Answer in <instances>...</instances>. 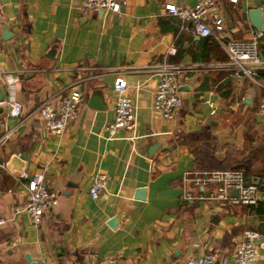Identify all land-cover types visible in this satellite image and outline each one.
Returning <instances> with one entry per match:
<instances>
[{
	"label": "crops",
	"instance_id": "0c3cea01",
	"mask_svg": "<svg viewBox=\"0 0 264 264\" xmlns=\"http://www.w3.org/2000/svg\"><path fill=\"white\" fill-rule=\"evenodd\" d=\"M78 2L0 0V26L9 34L0 33V70L17 78L21 105L18 116H9L0 103V123L10 130L0 144V264H185L205 252L210 264H230L244 229L258 234L253 264H264L263 202L181 197L184 170L264 167V117L255 111L264 74L254 81L228 70L185 71L176 77L180 104L165 119L151 104L157 64L227 58L220 42L179 30V18L162 7L195 0H123L117 11L85 14ZM260 2L212 0L207 19H222V38L245 40L255 30L247 12ZM116 75L125 81L134 126L109 134ZM0 85L4 97L3 79ZM70 88L81 99L52 134L37 106ZM97 171L109 177L91 198L86 188ZM37 172L56 203L33 228L12 207L23 203L25 182ZM252 180L262 184L264 174L253 172Z\"/></svg>",
	"mask_w": 264,
	"mask_h": 264
},
{
	"label": "built area",
	"instance_id": "2783aa9c",
	"mask_svg": "<svg viewBox=\"0 0 264 264\" xmlns=\"http://www.w3.org/2000/svg\"><path fill=\"white\" fill-rule=\"evenodd\" d=\"M123 0H79L77 10L81 14L88 11H117ZM212 0H195L192 6H179L171 2H164L162 7L170 15L179 18V30H190L196 35H211L223 45L227 58L224 61H203L184 64L180 62L163 60L155 68V80L152 90L151 104L163 118H170L180 104V95L177 88L176 77L190 70H228L236 76H245L256 80L255 73L264 68V58L259 54L257 41L262 31L254 30L248 39L222 38L219 34L222 19L218 16L207 19ZM0 79L5 84L6 94L0 99V103L8 104L7 115L18 116L20 114V102L14 97V89L17 87V78L0 70ZM113 119L106 124L109 134H113L117 128L132 132L134 121L132 103L126 94V84L120 75H116L112 81ZM81 99L80 92L70 88L66 93L51 95L40 102L37 113L44 128L52 133L59 134L75 113ZM212 106V101L207 102ZM257 115L264 117V96L259 97L256 109ZM212 109L210 110V113ZM0 129V144L8 138L10 130L3 126ZM134 134L127 138H134ZM108 175L103 171L95 172L86 188L87 194L95 198L104 188ZM236 190L232 194L230 190ZM257 183L253 180L245 182L239 168H225L215 170H184L181 175V197L185 200L206 199L217 200L228 204H251L258 201L256 195ZM56 203V192L49 188L41 173H32L25 182V197L20 206H13L12 212L23 210L30 225L37 228L40 217L48 208ZM2 219L0 218V223ZM258 234L250 229H244L241 238L234 245L230 264H253L257 257L256 247L252 242ZM212 255L205 252L196 256L185 264H210ZM32 264H43L34 261Z\"/></svg>",
	"mask_w": 264,
	"mask_h": 264
},
{
	"label": "water",
	"instance_id": "95a60500",
	"mask_svg": "<svg viewBox=\"0 0 264 264\" xmlns=\"http://www.w3.org/2000/svg\"><path fill=\"white\" fill-rule=\"evenodd\" d=\"M247 17H248V21L250 22V25L255 30L264 31V2L257 3V4H255V6H253V8L248 10ZM0 33H1V35L3 37H6V36L9 35L4 25L0 26ZM3 94H4V90H3L2 85H0V99L3 97ZM0 111H1V108H0ZM15 157L20 159L23 156L22 155H18V156H15ZM15 157H12L11 160H15L16 161L17 158H15ZM0 163H1V161H0ZM255 183H257V181H255ZM231 193L235 194L236 190H234V189L231 190ZM256 195L258 196V200L260 202L264 203V190H258L256 192ZM113 221L114 220L110 218L107 221V223L110 226H112Z\"/></svg>",
	"mask_w": 264,
	"mask_h": 264
},
{
	"label": "trees",
	"instance_id": "16d2710c",
	"mask_svg": "<svg viewBox=\"0 0 264 264\" xmlns=\"http://www.w3.org/2000/svg\"><path fill=\"white\" fill-rule=\"evenodd\" d=\"M205 37L206 38L207 37H210L211 40H214L213 37H211L209 35H206ZM262 37H263L262 43L261 44H258V48H260L262 50V52H264V33L262 34ZM263 74H264V71L262 69H258L256 71V73H255V78L258 79L259 77L263 76ZM261 158H262V160H264V151L262 152ZM263 165H264V163H263ZM231 168H239V169H241L242 174H243V179H244L245 182H248L249 176L252 175L253 172L258 173L259 176H261L262 174H264V167H260V168H257V169H251V168H249L247 166H244L242 164H239V165L233 166ZM257 189L258 190H264V183L257 184ZM260 204L261 203L259 202L257 205H260Z\"/></svg>",
	"mask_w": 264,
	"mask_h": 264
}]
</instances>
